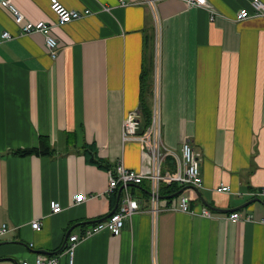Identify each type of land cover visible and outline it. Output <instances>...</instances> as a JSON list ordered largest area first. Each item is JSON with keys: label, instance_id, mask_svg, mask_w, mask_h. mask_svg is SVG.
<instances>
[{"label": "crops", "instance_id": "0c3cea01", "mask_svg": "<svg viewBox=\"0 0 264 264\" xmlns=\"http://www.w3.org/2000/svg\"><path fill=\"white\" fill-rule=\"evenodd\" d=\"M2 1L0 31L14 36L0 44V228L8 227L0 235V264H17L6 257L34 264L41 250L59 251L45 255L66 264L69 240L60 249L69 229L115 207L120 187L106 193L109 169L90 162L85 145L110 169L119 162L140 168L142 144L124 138V123L140 111L146 67L163 139L179 155L182 142L191 141L203 185L174 182L184 190L161 197L155 218L150 180L130 184L140 210L120 235L103 229L82 238L73 264H264V196L255 194L264 189V16L238 19L251 0H206V7L157 0L156 9L144 0H59L92 11L63 25L52 0H9L27 19L53 24L57 57L42 32H18ZM43 137L53 154L16 153ZM177 168L168 155L163 171ZM222 184L231 190L219 191ZM78 193L84 201L75 202ZM181 194L190 196L189 210L180 209ZM255 197L261 200L240 207ZM53 201L63 209L54 213ZM235 211L242 214L237 221L230 219ZM247 214L258 220H244ZM36 218L41 230L31 225ZM93 224L71 233L82 236Z\"/></svg>", "mask_w": 264, "mask_h": 264}, {"label": "built area", "instance_id": "2783aa9c", "mask_svg": "<svg viewBox=\"0 0 264 264\" xmlns=\"http://www.w3.org/2000/svg\"><path fill=\"white\" fill-rule=\"evenodd\" d=\"M150 5H155L157 0H144ZM189 6H200L206 3V0H186ZM3 5L8 7L13 14L14 20L18 25L20 34H30L34 32H42L45 35L46 46L51 56L57 57L59 53V40L53 33V24L45 21H31L27 19L25 14L9 0H3ZM122 1V4H125ZM208 6V5H207ZM52 8L57 14L58 24H66L70 21L80 19L91 14V9H70L63 5L59 0H52ZM156 9V5L153 6ZM105 10H111L110 6H104ZM253 16H264V0H251V8L244 7L238 12V19H244ZM214 17V15H212ZM14 36L9 30L0 31V44ZM159 99L157 98L154 104V111L151 124L144 130L141 129V114L140 111H131L124 123V138L137 140L142 144V165L140 168H130L124 163L119 162L115 168L109 169V184L106 193L114 192L118 187L123 186L125 193L123 195L119 208L107 219L102 220L89 226L82 236L71 233L67 244L68 251L71 255V260L66 264H73V254L79 241L89 235L95 234L103 229L110 230L114 235H120L125 226L127 219L137 213L141 206L138 199L129 191L130 184L143 183L145 179L151 182L152 205L151 214L156 218L160 211V194L163 184L182 183L192 184L195 186L203 185V176L201 172V158L195 152L193 145L189 139H185L179 149L169 146L165 143L162 134V121L160 116ZM168 155H174L178 160V168L173 171H163V164ZM219 191H230L231 187L222 184L217 188ZM258 196H264V189L255 192ZM180 209L186 211L190 209V196H180ZM75 202L85 200L83 193L74 195ZM54 213L63 209L58 201L51 203ZM206 215H210L211 210L204 208L202 211ZM242 218L239 211L232 212L230 219L237 221ZM244 220H258L253 214H247ZM264 223V217L260 219ZM31 225L34 229L41 230L42 221L40 218L33 219ZM8 231L7 225L0 228V235ZM21 264H31L29 260H22ZM34 264H60L58 257H49L45 254H39Z\"/></svg>", "mask_w": 264, "mask_h": 264}, {"label": "trees", "instance_id": "16d2710c", "mask_svg": "<svg viewBox=\"0 0 264 264\" xmlns=\"http://www.w3.org/2000/svg\"><path fill=\"white\" fill-rule=\"evenodd\" d=\"M153 68V66H152ZM141 121L142 124V131H144L152 122L153 116V97H154V88H153V81H152V69L151 68H143L141 73ZM93 145L87 147L85 145V152L88 156V159L92 163H96L99 166L105 167L110 169V164L108 161L104 160L103 158L99 157L95 151ZM54 149L49 145L48 139L46 137L41 138V143L37 147L31 148H24L19 149L16 151L19 155H30V154H53ZM180 186L171 183L167 185L161 186V194L167 195L172 194L179 191ZM179 189V190H178ZM115 205V197L113 199V206Z\"/></svg>", "mask_w": 264, "mask_h": 264}, {"label": "water", "instance_id": "95a60500", "mask_svg": "<svg viewBox=\"0 0 264 264\" xmlns=\"http://www.w3.org/2000/svg\"><path fill=\"white\" fill-rule=\"evenodd\" d=\"M187 186H191L195 189H199V187L195 186V185H192V184H188ZM185 187H182L179 191L175 192V193H172V194H167V195H160V197L162 198H171L173 196H176V195H179L183 190H184ZM122 191H123V186L120 187L119 191H118V195H117V202H116V205L115 207L105 216L99 218V219H95V220H89V221H82L80 223H77L76 225H74L71 229H69V231L67 232L66 234V237H65V240H64V243L61 247L60 250H63L65 247H66V244L68 242V239H69V235L70 233L72 232L73 228L75 226H78L80 224H90V223H95V222H98V221H101V220H104V219H107L108 217H110L119 207L120 203H121V199H122ZM255 200H261L260 197H255L253 199H250L249 201H247L246 203H244L243 205H241L240 207H245L247 205H249L250 203H252L253 201ZM205 204L206 206H208L210 209H213V210H217V211H228L230 209H223V208H219V207H216L215 205L209 203L208 201H205ZM3 243V242H2ZM40 252L42 253H45V254H53V253H57L59 251H55V252H51V251H48V250H41ZM8 259H12L14 260L17 264H20L18 261H16L13 257H6Z\"/></svg>", "mask_w": 264, "mask_h": 264}, {"label": "rangeland", "instance_id": "374dc122", "mask_svg": "<svg viewBox=\"0 0 264 264\" xmlns=\"http://www.w3.org/2000/svg\"><path fill=\"white\" fill-rule=\"evenodd\" d=\"M206 5H207V1H206V3L205 4H203V5H200V6H203V7H206ZM152 6V5H151ZM71 9V8H70ZM212 15H214V17L216 16V13L211 9V17H212ZM155 17H156V14H155ZM157 18V17H156ZM158 109H159V107H158Z\"/></svg>", "mask_w": 264, "mask_h": 264}]
</instances>
